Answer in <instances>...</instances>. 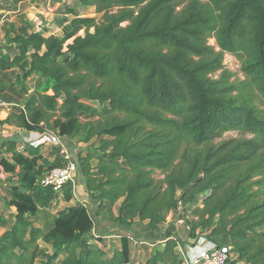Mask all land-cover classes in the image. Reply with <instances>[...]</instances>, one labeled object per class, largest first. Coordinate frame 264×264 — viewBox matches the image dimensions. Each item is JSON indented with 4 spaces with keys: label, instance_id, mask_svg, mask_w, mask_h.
<instances>
[{
    "label": "trees",
    "instance_id": "16d2710c",
    "mask_svg": "<svg viewBox=\"0 0 264 264\" xmlns=\"http://www.w3.org/2000/svg\"><path fill=\"white\" fill-rule=\"evenodd\" d=\"M79 4L101 20L74 13V30L63 37L25 22L6 28L14 54L1 55L0 72L19 70L47 85L32 93L23 86L27 101L0 124L85 143L76 154L79 180L97 216L156 229L183 208L193 245L224 239L236 262L264 264V0ZM226 54L241 62L243 80H232ZM233 131L240 135L217 142ZM64 164L50 145L3 144L0 174L11 175L7 206L17 211L0 212V264H132L128 235L112 254L98 246L104 238L92 236L87 202L53 210L56 200L75 199L73 182L60 192L41 184ZM174 238L139 264H182Z\"/></svg>",
    "mask_w": 264,
    "mask_h": 264
},
{
    "label": "crops",
    "instance_id": "0c3cea01",
    "mask_svg": "<svg viewBox=\"0 0 264 264\" xmlns=\"http://www.w3.org/2000/svg\"><path fill=\"white\" fill-rule=\"evenodd\" d=\"M71 0H0V57L2 54H6V31L7 27L11 24L19 25L22 22L28 23L32 26L33 30L35 32H40L44 36L48 37L51 35H56L55 27L54 25L62 31L63 24L66 23V19H57V17L54 16L53 11L56 10L55 15H62V12L64 16H73L74 13L79 14V12H83L86 8L78 4V8H69L68 3ZM74 11V12H73ZM50 14L53 16H50ZM45 16L46 19H43ZM75 16V15H74ZM55 17V18H53ZM54 23V25H53ZM43 29H41L42 27ZM41 27V28H40ZM0 105L5 106L4 112L0 118V120H5L9 113L12 111L13 107L18 104H9L5 102H1ZM40 132H26L25 130L18 129L16 127L10 126V125H3L0 128V151L2 149L3 144L11 139V140H18L22 144L26 143V138L29 136L37 138L38 134ZM69 151L76 156V153L74 152L72 148L71 139L68 143ZM25 145H21L20 148L23 149ZM2 170V169H1ZM11 177L10 174L5 173L3 170L0 174V185H3V188L0 189L2 192L0 193V207H3V213L5 216L9 217L16 213L17 209L15 207L7 206V187L8 183L7 180ZM6 178V179H5ZM3 180V181H2ZM78 184H80L78 186ZM75 194L77 193V188L82 189V193L87 196L88 194L83 186V184L79 181L75 183ZM2 199H4V203H2ZM65 207L75 205L78 200L74 199L71 202H65L62 198L58 199ZM86 202V201H85ZM89 202V198H88ZM10 208V210H8ZM118 211V210H117ZM117 211H115L117 213ZM173 214L170 215L168 220L173 218ZM98 222L94 220V230L92 231V236L94 237H103L104 240L102 242H99L101 244L102 249H104L105 252H109V254H112L111 250L114 249H121V241L120 238H115V236H125L130 235V233L127 231L132 225L136 224L138 226V223H143L147 230L142 232V237H136L138 239H146L149 241H154L156 239L155 236L165 238L168 237L169 234H172V237H175L177 241L179 242V251L181 250L183 238L180 234V228L181 225H185L182 220H178V223L169 224L168 221H166L163 224H160L158 228L151 229L148 226L147 222H143L140 220H136L131 226H121L118 225L112 221H109L105 219L102 216H97ZM186 230L188 231V236L190 238V230L185 225ZM102 232L98 233L96 235V232ZM114 236V237H113ZM98 239V238H97ZM191 239V238H190ZM204 239V241L208 243H214L217 242L220 238L216 239H208L206 237L199 238ZM198 239V242L200 241ZM196 242V241H195ZM197 244L189 246V247H195ZM204 245V243L202 244ZM189 247L185 249L184 252H188ZM152 252V249L149 246H142V247H136V264H139L141 262H145L150 254ZM132 253H134V250H132ZM181 263L182 264H188L187 261L184 258V255L181 256ZM236 264H245L242 262H236Z\"/></svg>",
    "mask_w": 264,
    "mask_h": 264
},
{
    "label": "rangeland",
    "instance_id": "374dc122",
    "mask_svg": "<svg viewBox=\"0 0 264 264\" xmlns=\"http://www.w3.org/2000/svg\"><path fill=\"white\" fill-rule=\"evenodd\" d=\"M68 4H69L68 5L69 8H76L77 9L78 8L77 5L79 4V0H71ZM55 13H56V10L53 11V14L55 17H57V19H66V23L63 24V26H62V31H60L53 23L57 36L63 37L65 35V31L70 32V31L74 30V28L71 26V22L76 16L73 15V16L66 17L63 15L64 12H62L61 16L55 15ZM53 14L52 15L50 14V16H53ZM56 14H59V13H56ZM79 16L82 18L95 17V18H97L98 21L101 20L100 19L101 15L96 14L94 8H86L83 12H79ZM41 17H43V19H46L45 16H41ZM55 17H53V18H55ZM41 29H43V27ZM92 31H93V29H92ZM84 34H85V30L82 29L79 32V35H84ZM72 41H73V39L69 40L67 42V44L71 43ZM210 43L212 45H216V42L214 39H210ZM6 53L12 54L13 51L6 50ZM224 65H225V68L228 69V71H230L233 74V78H232L233 81L237 82L239 80L244 79V75L242 73L241 62L238 60V58H236L233 55L226 54L225 60H224ZM21 74L22 73L19 70H13L10 72H5V73L0 72V103L5 102V103H9V104H18V105L24 104L27 101L28 96H26V95L23 96V94H22V87L23 86H25L28 89L29 93L36 92V91L46 92L45 91L46 85H47L46 79H44L40 76H37V75H33L27 79H24V78H22ZM48 93L52 94V91H49ZM18 105L12 106V107L17 108ZM105 108H108V105H105ZM4 109H5V106L0 105V118L4 112ZM1 121L2 120H0V122ZM1 126H3V125L0 124V128H1ZM239 135H240V133L237 131L228 132V133H225L222 138L218 139L217 142H220L223 140H228L231 138H235V137H238ZM71 143H72V148L76 154H79L80 152L83 153V151L86 148V144L83 143L82 141H80L79 138L71 139ZM44 155H45V157L50 158L52 161H55V159H57L59 157L57 152H55L51 148H48V150H44ZM154 176L157 179H162L164 177L160 171L156 172ZM79 181L80 180H77V182H79ZM79 185L80 184H78V186ZM2 188H3V185H0V189H2ZM0 191L2 192V190H0ZM76 195L79 199L78 201H83V202L86 201L88 203V205L90 206V212L92 213L93 219L96 222H98L97 211H96V208L94 206V203L91 201H90L91 203L88 202V198H87V196H85L82 193L81 188H77ZM4 201L5 200L2 199V203H4ZM119 206H120V203H118L115 206V211L118 210ZM65 208H67V207H65L59 200H56V202L53 205V210L55 212L60 211V210L65 209ZM189 208L190 207H188V209ZM8 210H10V208H8ZM0 212H3V207H0ZM183 212H184V209L180 208L178 210L177 214H173L174 216L172 219L168 220V218L170 217L169 216L167 218V221L169 222V224L178 223V220L180 219L181 215H183ZM146 230H147V227L143 223H138V226H136V224H134L129 229H127V231L130 233V235H133L134 237H137V236L142 237L141 233L146 231ZM2 231H4V230H2ZM180 231H181L180 234L183 238V240H182L183 243H182L180 253L183 256L185 249L188 246H192L196 240L189 238L188 231L186 230L185 225H183V224L181 225ZM98 233H102V232L97 231L96 235H98ZM155 237H156V239L154 241H158V236H155ZM101 238H103V237H101ZM159 239L161 240L162 237H159ZM218 242L223 243V244H228V241L224 240V239H219ZM42 245L45 246L44 244H42ZM98 246L102 247L101 244H98ZM133 250H134V253H133V257H132V264H136V250L135 249H133ZM54 264H58V262L56 261V262H54ZM230 264H236V258L234 257L233 254L231 256Z\"/></svg>",
    "mask_w": 264,
    "mask_h": 264
},
{
    "label": "built area",
    "instance_id": "2783aa9c",
    "mask_svg": "<svg viewBox=\"0 0 264 264\" xmlns=\"http://www.w3.org/2000/svg\"><path fill=\"white\" fill-rule=\"evenodd\" d=\"M69 140V138L51 131L40 132L37 138L31 136L26 138V143L34 147L46 144L58 148L61 156L64 158V166L53 168L41 180L43 186L51 187L55 192H60L64 185L69 182L77 183L80 177L78 158L69 151ZM75 199L79 200L76 194ZM121 237L115 236V238ZM128 237L132 240L134 246L145 245L149 246L152 250L159 245L164 246L168 240L173 238L168 236L158 241H149L138 239L133 235H128ZM203 243L204 245H202ZM183 255L188 264H230L232 247L229 244H207L204 239H201L195 247H189L188 252H184Z\"/></svg>",
    "mask_w": 264,
    "mask_h": 264
}]
</instances>
